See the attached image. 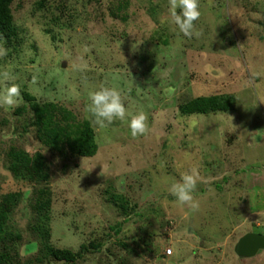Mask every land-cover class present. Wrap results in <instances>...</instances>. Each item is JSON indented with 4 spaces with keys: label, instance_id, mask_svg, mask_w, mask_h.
I'll use <instances>...</instances> for the list:
<instances>
[{
    "label": "rangeland",
    "instance_id": "374dc122",
    "mask_svg": "<svg viewBox=\"0 0 264 264\" xmlns=\"http://www.w3.org/2000/svg\"><path fill=\"white\" fill-rule=\"evenodd\" d=\"M199 2L202 35L189 39L168 22L169 0L12 1L15 34L0 41V91L7 71L23 96L0 108V195L21 194L8 215L20 235L11 264H264V248L235 252L244 234L264 235V0ZM101 84L120 91L130 114H147L146 135L133 137L127 119L95 123L88 92ZM210 95L229 109L181 112ZM31 102L88 120L95 154L40 141ZM13 149L38 157L33 180L10 170ZM192 167L198 211L168 192ZM35 199L49 204L48 243L80 252L75 261L36 260Z\"/></svg>",
    "mask_w": 264,
    "mask_h": 264
},
{
    "label": "trees",
    "instance_id": "16d2710c",
    "mask_svg": "<svg viewBox=\"0 0 264 264\" xmlns=\"http://www.w3.org/2000/svg\"><path fill=\"white\" fill-rule=\"evenodd\" d=\"M13 0H0V41L8 40L15 34L11 3ZM127 2L118 4L117 9L126 7ZM111 14L113 10L111 9ZM25 95V98H30ZM229 100L222 95L198 96L180 107L181 112H207L214 110L225 111L229 109ZM32 124L36 135L45 145L53 150H64L67 148L74 154L80 156L94 155L97 144L94 140V131L88 120H78L72 112L55 102H31ZM10 170L13 174L25 180H33L36 169L39 167L38 157L30 156L22 149H13L9 153ZM19 192H8L0 195V264H11L12 254L16 239L19 234L9 231L8 215L20 202ZM34 212L39 213L35 218V228L41 231L42 244L39 248L36 260L47 257L73 262L80 252L68 248H55L48 243V221L49 204L47 200L35 199L31 203ZM36 214V213H35Z\"/></svg>",
    "mask_w": 264,
    "mask_h": 264
},
{
    "label": "clouds",
    "instance_id": "9594fccd",
    "mask_svg": "<svg viewBox=\"0 0 264 264\" xmlns=\"http://www.w3.org/2000/svg\"><path fill=\"white\" fill-rule=\"evenodd\" d=\"M169 15L170 20L168 22L175 25L183 36L189 39L193 37L200 38L202 30L197 29L195 25V22L201 16L199 0H169ZM5 55H7V50L0 46V57ZM84 67L86 66L81 67L79 70L83 71ZM2 75L5 85L3 90L0 91V108H4L5 111L14 110L23 103L21 89L15 83H7V81L13 79L7 71ZM35 80L36 77L34 76L33 82ZM88 100L86 111L98 126L105 127L107 124L112 123L114 119L121 121L127 119L133 137L143 136L149 132L147 114L143 111L130 114L120 91L115 87L101 84L97 89L88 92ZM8 138L10 137H5V139ZM199 179L198 168L192 167L190 170L181 173L179 180L169 185L168 192L179 205L187 206L192 211H198L200 202L195 199L194 192Z\"/></svg>",
    "mask_w": 264,
    "mask_h": 264
},
{
    "label": "water",
    "instance_id": "95a60500",
    "mask_svg": "<svg viewBox=\"0 0 264 264\" xmlns=\"http://www.w3.org/2000/svg\"><path fill=\"white\" fill-rule=\"evenodd\" d=\"M261 248H264V235L248 232L236 243L235 252L240 256H251Z\"/></svg>",
    "mask_w": 264,
    "mask_h": 264
},
{
    "label": "built area",
    "instance_id": "2783aa9c",
    "mask_svg": "<svg viewBox=\"0 0 264 264\" xmlns=\"http://www.w3.org/2000/svg\"><path fill=\"white\" fill-rule=\"evenodd\" d=\"M171 250H172L171 248H167V249H166V253H167V254L171 253Z\"/></svg>",
    "mask_w": 264,
    "mask_h": 264
}]
</instances>
